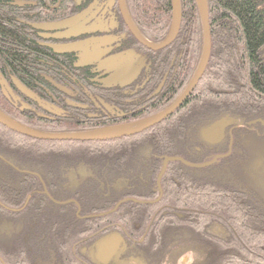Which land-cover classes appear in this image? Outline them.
Returning a JSON list of instances; mask_svg holds the SVG:
<instances>
[{
  "label": "trees",
  "instance_id": "obj_1",
  "mask_svg": "<svg viewBox=\"0 0 264 264\" xmlns=\"http://www.w3.org/2000/svg\"><path fill=\"white\" fill-rule=\"evenodd\" d=\"M13 1L0 0V71L6 77L4 69L9 67L10 74L23 85L44 84L40 74L60 75L58 70L68 68L69 59L39 48L29 33L25 18L30 10H38L42 18L64 14L69 0H59L58 4V0H23L35 5L23 7L13 5ZM206 1L210 57L197 86L172 115L141 133L111 141L37 140L0 125V156L17 168L35 171L51 197H58L61 193L52 191L49 183L58 187L62 175L71 171L80 172L87 167L96 180L85 177L74 193V197H83L79 202L80 214H83L100 208L105 201H110L108 207L112 208L121 198V193L128 192L130 196L143 199L149 197L160 170V162L155 160L158 163L153 168V152L181 155L182 139L188 135L191 141L194 140L196 130L218 115L228 112L264 119V0ZM179 4L181 22L177 36L167 48L154 53L159 59L160 68H165L163 60L168 57L172 64L169 81L172 97L159 110L168 106L182 92L196 69L202 50V29L196 4L194 0H179ZM125 5L133 22L149 41L159 43L165 39L171 23V0H125ZM142 9H146V12ZM49 63L57 66L58 70L49 68ZM161 75L159 73L158 76ZM0 110L28 128L47 133L85 131L123 122L92 126L83 122L49 123L35 118L30 112H19L4 100L1 92ZM136 120L139 119L124 123ZM257 140L258 148H263L264 139ZM238 147L234 149L235 154L239 152ZM144 148L150 149V155L144 157L143 163ZM192 172L194 170L178 163L168 164L161 186L165 179L172 178L179 189L167 197H161L157 204L164 205L166 210L181 213H186V207L196 210L192 221L198 222L197 230H201L202 222L208 225L216 220L214 216L221 217L225 223L229 222L237 236L222 245L219 264H264L263 233L251 234L253 232L240 229V221L246 219L251 227L264 229V213L256 214L264 209L252 206L245 200L244 205L236 211L229 197H237L240 192L232 190L227 183L216 184L213 178L204 183L199 175ZM118 181L129 183L130 189L118 191L116 188L118 192L113 191ZM98 182L103 184V191L98 190ZM181 189L189 190L188 197L191 198H185ZM34 190H41V183L36 177L19 174L0 161V264H11L13 256L32 257L34 252L48 248L55 250L57 256L71 257L72 239L79 240L86 228L97 223L94 219L80 221L71 208L65 211V208L55 207L46 212L51 203L45 198V201L39 202L37 197H33ZM108 191L117 197L106 196ZM216 197H221V200ZM124 206L118 207L106 218L124 216L128 229L133 231L138 226L135 233L140 235L136 238L143 237V245L152 250L164 242L172 225L179 226L184 222L175 216L164 217L159 211L152 213L151 204L129 203ZM15 208L20 209L19 212L10 213ZM120 211H124V214L121 215ZM21 228L25 232H19L14 247L9 248L8 243L12 240V233H15L12 231ZM23 234L28 235L27 240H24ZM239 238L254 253L247 261L241 258L243 250L237 242Z\"/></svg>",
  "mask_w": 264,
  "mask_h": 264
},
{
  "label": "flooded vegetation",
  "instance_id": "obj_2",
  "mask_svg": "<svg viewBox=\"0 0 264 264\" xmlns=\"http://www.w3.org/2000/svg\"><path fill=\"white\" fill-rule=\"evenodd\" d=\"M57 4L56 6H58ZM68 6L67 13L64 12V14L42 18L36 10H30L27 17H24L29 33L38 45L58 46L79 42L78 46L81 50L54 54L58 57L68 58L70 65L68 68L64 67L58 70L57 66H52L49 63V68L57 69L60 75L40 74L45 81L44 84L23 85L10 74L11 69L9 67L6 66L4 69L6 77L0 71V81L5 83L3 87L0 86V92L4 95L3 89L9 95L6 99L13 108H17L19 112H30L35 118L43 119L49 123L83 122L92 126L121 121L124 123V121L145 118L155 114L160 107L170 100L172 97V89L169 88L172 67L171 62H169L170 57L163 60L165 68H160L159 59L154 54L156 51L141 44L126 25L118 0H69ZM79 14H81V19L72 31L73 27L54 29V26L51 25L58 20ZM49 24L51 28L46 29L50 27ZM133 25L142 38L149 42L148 38L139 31L134 23ZM69 31L70 33L85 32H81L77 36L65 37L64 34ZM104 41L107 43L110 41V43L98 46ZM92 50L105 51L106 53L101 57L103 60L109 56L133 50L143 58L144 65L131 80L123 77L122 82L111 81L113 71L107 72L105 68L100 67L98 62H92L85 66L79 65L78 56L83 52ZM137 61L138 59L135 58V62ZM159 73L162 74L160 77L158 76ZM160 78L161 80H159ZM16 84L24 88L27 94L21 92ZM21 106L24 108L20 109ZM152 111L153 113H151ZM260 119L228 112L218 115L203 124L199 130H196L194 140L191 141L188 135L182 139L183 152L181 155H165L153 152V168L160 162V170L155 177L154 185L150 189L149 197L143 199L130 196L128 192L121 193V198L115 202L112 208L108 207L111 202L105 201L100 208L83 214H80L79 204L83 197H74V193L83 183L85 177L96 180L87 167H81L80 172L71 171L62 175V181L58 187L49 183L52 191L61 193L58 197H51L47 193L42 179L35 171L17 168L12 163L5 162L0 158L1 162L15 172L38 179L41 183V190H34L33 197H37L39 202L45 201V198L51 203L52 206H49L46 212H49L51 208L55 209V207L65 208V211L71 208L75 217L80 221L97 220L95 226L86 228L81 233L84 234L82 238L77 241L76 238L72 239L71 245L69 244L71 257L57 256L55 250L48 248L34 252L32 257L26 259H30L34 264H219V250L222 245L228 244L237 236L234 227L229 222L225 223L221 217L214 216L213 218H217L216 220L208 225L206 222H202L201 230H197L198 222L192 221L196 210L186 207V213H181L176 210H166L164 205H158L161 197H167L174 191L178 192L179 189L175 179H165L162 186L161 179L168 164L178 163L194 170L192 173L196 176L199 175V179L204 183L207 179L213 178L217 182L216 184L227 183L232 190L240 192L237 197H229L232 201L231 205H235L236 211L244 205L245 200L252 206L264 209V153L258 156L261 153L259 151L264 152V147L258 148L259 145L253 144L255 138L264 139V119ZM191 143L192 145H190ZM262 143L264 144V141ZM236 147L239 149L237 154L234 153ZM256 148L258 150H253ZM143 150H145L142 157L144 163V157H149L150 149L144 148ZM217 156L221 157L216 159L214 163L202 168L186 166L179 160L167 161L158 180V175L166 158H179L191 164H203ZM154 160L158 162L155 163ZM98 183V190L103 191V184ZM130 187L129 183L118 181L113 191L118 192L125 188L128 190ZM181 192L186 196L185 198H191L188 197L189 190L181 189ZM110 195L112 198L117 197L108 191L106 196ZM111 197L97 198L108 199ZM216 198L221 200V197ZM129 203L151 204L154 210L152 213L157 214L159 211L164 217L175 216L184 222L180 223L179 226L172 225L164 242L158 248L155 246V249H149L143 245V237L136 238L140 235L135 233L138 226L131 231L124 221V216L106 218L118 207H125L124 205ZM116 205L117 207L114 209ZM19 210L15 208L10 213H18ZM119 213L122 215L124 211ZM263 213L264 211L256 214L262 215ZM243 222L246 224L243 225ZM240 225L242 231L253 232L251 234L260 232L264 235V229L251 227L247 220L240 221ZM12 232L15 233H12V240L8 243L9 248L19 232L25 231L21 228L14 229ZM105 236L110 237L106 249L114 241H118L114 253L109 258H104V252L99 257L95 245L98 240ZM23 238L27 240L28 235L23 234ZM78 241L80 242L77 245ZM237 242L243 250L241 258L245 261L249 260L254 253L247 249L246 242L244 243L241 238ZM17 258L13 256L11 264H17ZM262 259L264 260V255Z\"/></svg>",
  "mask_w": 264,
  "mask_h": 264
},
{
  "label": "water",
  "instance_id": "obj_3",
  "mask_svg": "<svg viewBox=\"0 0 264 264\" xmlns=\"http://www.w3.org/2000/svg\"><path fill=\"white\" fill-rule=\"evenodd\" d=\"M120 5V10L122 13V16L124 18V21L130 31L133 33L135 38L143 45L148 47L150 50L157 51L164 49L167 47L172 40L175 38L179 25L181 20V14H180V4L179 0H171V27L170 31L168 33V36L166 39L158 44H152L147 42L145 39L142 38V36L139 34V32L136 30L133 23L130 21L127 12L125 10L124 6V0H118ZM201 24L202 29V37H203V45H202V53L200 56V59L197 63L196 69L187 84V86L182 90V92L177 96V98L172 101L166 108L163 110L156 112L155 114H152L148 117L129 122V123H122L112 126H106L99 129L94 130H85V131H75V132H54V133H47V132H40L33 130L31 128H28L3 112L0 111V124L12 131L18 132L19 134L29 137L32 139L37 140H49V141H82V142H88V141H105L120 137H126L130 136L139 132H142L146 129H149L153 127L154 125L159 124L164 119L172 115L187 99L189 94L193 91L194 87L197 85L200 77L202 76L209 57L210 52V40H209V29H208V18H207V1L206 0H194ZM19 6L21 4H18ZM81 19V14L77 16H73L70 18H67L59 23L55 24V28H72L71 31L74 29V26L78 24V22ZM50 26V25H49ZM50 27H47L46 29H49ZM81 32L85 31H76V32H68L67 36H76L77 34H80ZM110 43V41H108ZM106 41L103 43L98 44V46L107 45L109 44ZM81 50V48L77 45H66L61 47H53V51L56 54L71 52V51H77ZM106 52H100L96 50L92 51H86L81 54L79 65L85 66L87 64H91L92 62H98L101 68H105L107 72H112L113 75L111 77V81H118L122 82L123 77H127L128 80H131L136 76V73L138 70L144 65V60L141 57L135 56L132 50H127L122 53H118L113 56H109L106 59H101V57ZM135 58L138 59L137 62H135ZM122 84V83H121ZM5 83L3 81H0V86L3 87ZM18 89L26 93L27 92L22 88L20 85L16 84ZM3 94L8 97L9 95L6 94V92L2 89ZM9 92V91H8ZM24 107L21 106L20 109H23ZM221 156H217L214 159H212L209 162L203 163V164H191L186 161H183L179 158H166L163 162V167L161 169L160 174L158 175V180L160 176L162 175L165 165L167 161L172 160H179L181 163H183L186 166L193 167V168H202L205 166H208L216 161V159L220 158ZM145 203V202H144ZM117 205L114 207L116 209ZM110 239L109 236H105L98 240L95 245L97 247L98 256H101V253L104 252V258H109L115 251L116 245L118 244V241H114V243L106 249V245L108 240ZM104 260V259H103ZM102 260V261H103Z\"/></svg>",
  "mask_w": 264,
  "mask_h": 264
},
{
  "label": "bare ground",
  "instance_id": "obj_4",
  "mask_svg": "<svg viewBox=\"0 0 264 264\" xmlns=\"http://www.w3.org/2000/svg\"><path fill=\"white\" fill-rule=\"evenodd\" d=\"M18 4H21L20 6L18 5ZM13 5H16V6H18V7H23V6H25V5H27V6H35L34 5V3H30V2H25V1H23V0H14L13 1ZM124 6H125V10H126V12H127V15H128V17H129V19H130V21L132 22V23H134L133 22V20H132V18H131V16H130V14H129V12L127 11V9H126V5H125V0H124ZM57 7V6H56ZM197 8V7H196ZM27 10V9H26ZM146 9H142V11L145 13L146 11H145ZM39 11L37 10V13H38ZM197 12H198V10H197ZM39 14V13H38ZM199 15V14H198ZM65 19H67V18H64V19H61V20H58V21H56V22H53L51 25H53L54 27V29H59V28H55V24L56 23H59V22H61V21H63V20H65ZM152 21H153V19H151ZM180 22H181V20H180ZM135 24V23H134ZM50 25V24H49ZM170 27H171V23H170ZM179 28H180V25H179ZM65 29H68V28H65ZM209 29V28H208ZM137 30V29H136ZM138 31V30H137ZM169 31H170V28H169ZM178 31H179V29H178ZM70 32V31H69ZM169 33V32H168ZM68 33H65L64 34V36L65 35H67ZM177 34H178V32H177ZM177 34H176V36H177ZM77 35H79V34H77ZM76 35V36H77ZM70 36V35H69ZM69 36H67V37H69ZM167 36H168V34H167ZM166 36V37H167ZM175 36V37H176ZM166 37H165V39H166ZM164 39V40H165ZM175 39V38H174ZM173 39V40H174ZM163 40V41H164ZM173 40H172V42H173ZM209 40H210V33H209ZM147 41V40H146ZM162 41V42H163ZM148 42V41H147ZM171 42V43H172ZM149 43H152V44H158V43H153V42H151V41H149ZM159 43H161V42H159ZM170 43V44H171ZM74 44H79V42H77V43H71V44H67V45H74ZM169 44V45H170ZM202 45H203V37H202ZM39 46V48H43V49H45V50H47V51H49L50 52V54L52 53V54H56L54 51H53V47H61V46H66V45H58V46H55V45H38ZM133 51V50H132ZM71 52H73V51H71ZM66 53H69V52H66ZM84 53V52H83ZM133 53L135 54V56H138L134 51H133ZM201 53H202V50H201ZM201 53H200V56H201ZM61 54H64V53H61ZM56 55H58V54H56ZM80 56H81V54L78 56V59L80 60ZM138 57H140V56H138ZM209 57H210V52H209ZM209 57H208V60H209ZM199 59H200V57H199ZM77 63V62H76ZM75 63V65L77 66V64ZM207 63H208V61H207ZM68 71H70V69H68ZM190 81V80H189ZM189 81L186 83V85L184 86V88L187 86V84L189 83ZM197 86V85H196ZM195 86V87H196ZM194 87V88H195ZM183 88V89H184ZM194 90V89H193ZM1 96L4 98V100L7 102V103H9V101L7 100L8 99V97H6L5 95H2L1 94ZM7 98V99H6ZM10 104V103H9ZM164 108H166V107H164ZM164 108H162V109H158L157 110V112H159V111H161V110H163ZM180 108V107H179ZM1 112H2V110H0ZM4 113V112H3ZM5 114V113H4ZM148 117V116H147ZM161 123V122H160ZM1 125V124H0ZM155 126V125H154ZM8 129V128H7ZM94 129H99V128H94ZM94 129H90V130H94ZM10 130V129H9ZM147 130V129H146ZM12 131V130H11ZM145 131V130H144ZM14 133H16V134H19L18 132H15V131H13ZM143 132V131H142ZM139 133H141V132H139ZM136 134H138V133H136ZM136 134H133V135H136ZM19 135H21V134H19ZM23 136V135H22ZM130 136H132V135H130ZM126 137H128V136H126ZM120 138H124V137H120ZM115 139H119V138H115ZM111 140H114V139H110V140H105V141H111ZM258 142H259V140H257V138H255L254 140H253V143L255 144V145H258ZM259 152H261V153H259L258 154V156H261L264 152H262V150L261 151H259ZM0 158L1 159H3L1 156H0ZM4 160V159H3ZM0 245H1V241H0ZM14 247V244H12L11 245V247L10 248H13ZM1 261V260H0ZM2 263V262H1ZM16 263L17 264H34V262L33 261H31L30 259L29 260H27L26 258H21V257H19V258H17L16 259Z\"/></svg>",
  "mask_w": 264,
  "mask_h": 264
},
{
  "label": "rangeland",
  "instance_id": "obj_5",
  "mask_svg": "<svg viewBox=\"0 0 264 264\" xmlns=\"http://www.w3.org/2000/svg\"><path fill=\"white\" fill-rule=\"evenodd\" d=\"M261 120V119H260ZM248 222H249V220L248 219H246ZM256 240H257V237H256ZM250 264H256V262H251Z\"/></svg>",
  "mask_w": 264,
  "mask_h": 264
}]
</instances>
